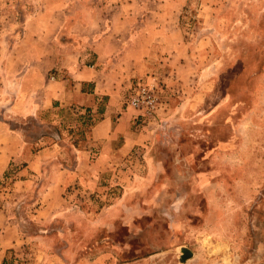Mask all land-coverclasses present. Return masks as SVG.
<instances>
[{"label": "rangeland", "instance_id": "rangeland-1", "mask_svg": "<svg viewBox=\"0 0 264 264\" xmlns=\"http://www.w3.org/2000/svg\"><path fill=\"white\" fill-rule=\"evenodd\" d=\"M0 44L7 95L95 67L143 132L81 163L98 119L62 137L32 101L0 102L4 129L45 150L0 179L8 262L264 264V0H0Z\"/></svg>", "mask_w": 264, "mask_h": 264}, {"label": "crops", "instance_id": "crops-1", "mask_svg": "<svg viewBox=\"0 0 264 264\" xmlns=\"http://www.w3.org/2000/svg\"><path fill=\"white\" fill-rule=\"evenodd\" d=\"M42 32L45 35V31ZM25 35H29L28 30L22 32V36L25 37ZM13 47L9 48L8 45L7 48L11 49L12 52ZM3 48L5 47L0 44V52H2ZM1 67H4L8 71L12 70L4 62L0 63ZM58 68L60 69V67ZM28 70V68L22 69L15 75V78H19L17 79L19 83L21 78L25 80L29 78ZM68 72L70 77L55 79L54 81L49 79L48 82L40 80V76H45L44 73L37 76L38 78L33 74L34 80L37 79L38 82L33 83L28 93H24L23 83V91H18L16 96L6 94V83L0 78V102L32 101L33 107H35L33 110H35L36 115L43 122H47V119L49 122L52 121L54 123L53 128L62 137L65 131H67L71 138H73L77 132L82 130L81 128L85 124L93 119H98L95 123H91L89 130L85 131L86 137L83 145L78 146L74 144L75 148L80 151L79 157L81 158V163L86 162L84 154L92 152L95 145L101 151L99 154V158L101 159L108 156V151L124 152V150L134 145L137 141L132 136L143 135V132L137 133L134 126H132L134 123V111L122 103L120 96L115 95L117 90L104 91L107 83L103 82L104 79L101 72L95 67L87 65L70 66ZM11 75L10 72L6 76L8 83L12 81H10ZM26 94L30 97L25 96ZM36 94L37 98L35 97ZM104 94L109 97L102 104L101 100L104 99ZM46 110L49 111L46 112ZM65 116L70 117V122L64 120ZM4 121L5 119L0 117V179L3 177L11 161L15 162L18 157H22L27 162L25 165L27 171L31 170L37 173L41 169L39 162H43L45 158V150L40 149L33 152V147L21 140V134L17 129H4L3 123L6 124ZM51 148L55 149L56 145ZM25 182L24 180H19L15 184L24 185ZM15 228L16 226L9 216V210L5 208L0 209V264H15L17 262V260L8 262V258L12 256L11 248L17 247L20 241L16 234H14L17 231V228Z\"/></svg>", "mask_w": 264, "mask_h": 264}, {"label": "water", "instance_id": "water-1", "mask_svg": "<svg viewBox=\"0 0 264 264\" xmlns=\"http://www.w3.org/2000/svg\"><path fill=\"white\" fill-rule=\"evenodd\" d=\"M191 256V252L189 250L185 251V254L183 255V258H187Z\"/></svg>", "mask_w": 264, "mask_h": 264}, {"label": "built area", "instance_id": "built-area-1", "mask_svg": "<svg viewBox=\"0 0 264 264\" xmlns=\"http://www.w3.org/2000/svg\"><path fill=\"white\" fill-rule=\"evenodd\" d=\"M149 102L151 103V102H152V100H149Z\"/></svg>", "mask_w": 264, "mask_h": 264}]
</instances>
